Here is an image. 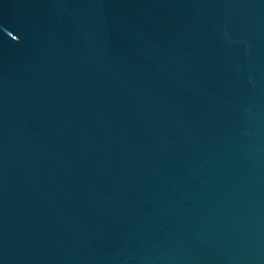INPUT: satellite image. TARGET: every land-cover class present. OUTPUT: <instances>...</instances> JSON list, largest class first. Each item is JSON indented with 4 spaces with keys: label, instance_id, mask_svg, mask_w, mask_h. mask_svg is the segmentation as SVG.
Wrapping results in <instances>:
<instances>
[{
    "label": "water",
    "instance_id": "1",
    "mask_svg": "<svg viewBox=\"0 0 264 264\" xmlns=\"http://www.w3.org/2000/svg\"><path fill=\"white\" fill-rule=\"evenodd\" d=\"M0 264H264V0H0Z\"/></svg>",
    "mask_w": 264,
    "mask_h": 264
}]
</instances>
